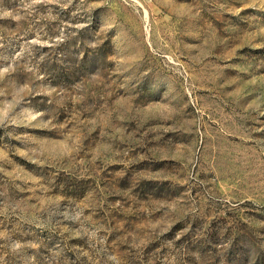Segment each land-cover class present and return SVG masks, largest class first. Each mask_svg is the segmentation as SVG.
<instances>
[{
  "label": "rangeland",
  "instance_id": "1",
  "mask_svg": "<svg viewBox=\"0 0 264 264\" xmlns=\"http://www.w3.org/2000/svg\"><path fill=\"white\" fill-rule=\"evenodd\" d=\"M0 264H264V0H0Z\"/></svg>",
  "mask_w": 264,
  "mask_h": 264
}]
</instances>
